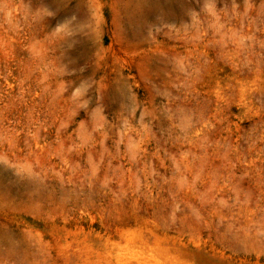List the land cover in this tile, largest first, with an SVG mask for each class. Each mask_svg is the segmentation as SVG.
<instances>
[{
  "label": "rangeland",
  "instance_id": "rangeland-1",
  "mask_svg": "<svg viewBox=\"0 0 264 264\" xmlns=\"http://www.w3.org/2000/svg\"><path fill=\"white\" fill-rule=\"evenodd\" d=\"M164 1L0 0V264H264V0Z\"/></svg>",
  "mask_w": 264,
  "mask_h": 264
},
{
  "label": "bare ground",
  "instance_id": "bare-ground-1",
  "mask_svg": "<svg viewBox=\"0 0 264 264\" xmlns=\"http://www.w3.org/2000/svg\"><path fill=\"white\" fill-rule=\"evenodd\" d=\"M164 0H125V10H126V22L125 27H132L138 25H143L149 16H152L156 10H159L164 7ZM182 15L177 14V18H180ZM143 28V27H142ZM139 31V30H138ZM134 35V33L132 34ZM133 38V37H132ZM131 37L127 36L126 40H130ZM135 39V38H134ZM134 41V40H133ZM5 168L0 165V186L3 183V172ZM4 198L0 191V201Z\"/></svg>",
  "mask_w": 264,
  "mask_h": 264
}]
</instances>
